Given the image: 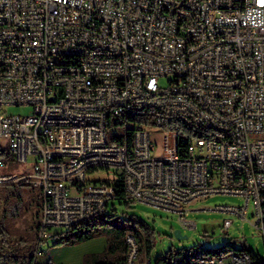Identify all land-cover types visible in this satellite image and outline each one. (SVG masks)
Listing matches in <instances>:
<instances>
[{
    "label": "built area",
    "instance_id": "built-area-1",
    "mask_svg": "<svg viewBox=\"0 0 264 264\" xmlns=\"http://www.w3.org/2000/svg\"><path fill=\"white\" fill-rule=\"evenodd\" d=\"M19 105L30 113L5 110ZM53 113L85 114L88 126L46 123ZM176 113L193 128L177 125ZM205 123H222L223 132H205ZM151 129L162 133L161 156ZM100 139L110 147L98 148ZM1 145L32 170L0 173V185H30L39 196L25 264H56L44 252L53 228L103 214L118 188L189 228L192 200L239 196L242 205L213 210L243 220L251 205L264 242V0H0ZM98 169L110 177L87 179Z\"/></svg>",
    "mask_w": 264,
    "mask_h": 264
},
{
    "label": "rangeland",
    "instance_id": "rangeland-1",
    "mask_svg": "<svg viewBox=\"0 0 264 264\" xmlns=\"http://www.w3.org/2000/svg\"><path fill=\"white\" fill-rule=\"evenodd\" d=\"M159 83L164 86L167 84L165 78H162ZM5 110L9 114L27 115L30 113V107L21 105L8 106ZM150 137L155 144L153 155L161 156L162 133L157 129H151ZM0 151L3 153L1 159L5 162V165L0 168L1 174L20 175L31 172L32 167L30 164L17 161L10 154L7 146L1 145ZM243 203V198L225 194H215L206 199L203 198L191 202L188 205L189 211L186 219L194 222V227L192 228L184 226L175 213L139 201H131L129 206H127L118 199H112L106 212H110L112 210L111 206H113L115 217L122 226L134 228L137 226L136 222L141 221L154 229L155 245L150 253V264H154L159 257L165 255L164 249L169 241H172L174 251L182 249L186 251L193 246L215 249L228 244L238 250L243 248L249 250L258 257V262L264 264V242L250 222L252 219V206L249 205L246 218L243 220L236 215L213 210V207L218 204L237 206ZM38 205V192L33 186L0 185V226L3 225L7 229L11 240L14 241L20 238L25 240L23 248L9 245L4 248L5 251L16 248L15 252H13L14 254L27 257L33 254V247L30 249L29 244H32L34 240V227L38 221L39 213ZM224 219L232 220V224L227 229L222 227ZM68 229L66 227L53 228V232L57 233V235L60 233L66 234ZM174 229H179L182 235H186V238L175 239L172 236ZM54 240L55 237L48 240L50 245L45 248L44 252H48L56 264H93L92 254H98V252L103 250L83 253L82 258L86 257L85 261L78 259V257L63 259L56 254L57 248L61 246H57L55 249V245H52ZM93 247L94 244L92 243L85 246L87 249ZM184 253L181 255L174 254L173 258L180 260L186 256ZM191 255L195 256L196 253L192 251ZM230 257L228 255L224 259L229 260ZM41 261L42 259L40 258L39 262Z\"/></svg>",
    "mask_w": 264,
    "mask_h": 264
},
{
    "label": "trees",
    "instance_id": "trees-1",
    "mask_svg": "<svg viewBox=\"0 0 264 264\" xmlns=\"http://www.w3.org/2000/svg\"><path fill=\"white\" fill-rule=\"evenodd\" d=\"M2 154L3 153H1L0 151V156ZM116 194V199L124 202L125 205L129 206L131 201L125 198L124 192L121 188L117 189ZM111 209L112 210L110 212L105 211L103 214L93 219L86 220L75 226H72L68 229L66 234H56L54 236L55 240L52 245H55V247L75 246L94 238L105 237L106 245L102 252H98V254H92L93 264H150V253L155 245L154 229L142 223L141 221H137V226L134 228L122 226L119 220L115 217L114 207L111 206ZM36 227L37 223L34 227L35 234ZM129 236L133 238L137 250L136 259L133 263L129 262L130 244L127 240ZM24 242L25 240L21 238L14 241L11 240L10 234L7 229H5L3 225L0 226V263L25 264L31 261L32 255L27 257L13 253L15 252V249L18 248V246H20V248H23L25 244ZM33 243L29 244L30 249L33 247ZM9 245L16 246V248L5 251L4 248L8 247ZM192 251L196 253L195 256L209 258H224L228 255L232 256L236 253L244 252L243 254L249 255L250 264H262L258 262V257L249 250L244 248L238 250L228 244L215 249L193 246L191 249H188L186 251L184 249L174 251L172 246V248L168 252H166L165 255L159 257L154 264L165 263L168 259L178 260L173 258L174 254L181 255L185 252L184 254L186 256H189L191 255ZM185 257L180 259V261H183ZM82 259L83 261H85L86 257Z\"/></svg>",
    "mask_w": 264,
    "mask_h": 264
},
{
    "label": "bare ground",
    "instance_id": "bare-ground-1",
    "mask_svg": "<svg viewBox=\"0 0 264 264\" xmlns=\"http://www.w3.org/2000/svg\"><path fill=\"white\" fill-rule=\"evenodd\" d=\"M177 125L184 129H192L193 121H190L183 116V113H176ZM46 123L49 124H60L61 126L68 127H86L88 126V118H86L85 114L81 113H53L46 115ZM31 130H39V123H31ZM205 132H223V124L222 123H205ZM110 147V139H100L98 141V148H106ZM106 161H115L114 153H106ZM104 177H110V170L108 169H98L97 171H89L87 172V179H99ZM212 196L211 193H203V197H199V199L207 198ZM194 199L192 202L199 200ZM97 216H91V218H83L76 222L67 223V228L75 226L83 221L93 219ZM136 250V246H135ZM238 254V253H236ZM194 258H203L200 256L189 255L186 256L183 261H180V264H193ZM170 262L168 259L165 263Z\"/></svg>",
    "mask_w": 264,
    "mask_h": 264
},
{
    "label": "crops",
    "instance_id": "crops-1",
    "mask_svg": "<svg viewBox=\"0 0 264 264\" xmlns=\"http://www.w3.org/2000/svg\"><path fill=\"white\" fill-rule=\"evenodd\" d=\"M94 244L93 248L87 249L85 246L89 244ZM106 245L105 237H98L91 239L89 241L83 242L81 244L75 245V246H61L57 248V255L60 258H71V257H78V259H82L83 253L86 252H98L104 249ZM56 249V247H55Z\"/></svg>",
    "mask_w": 264,
    "mask_h": 264
},
{
    "label": "water",
    "instance_id": "water-1",
    "mask_svg": "<svg viewBox=\"0 0 264 264\" xmlns=\"http://www.w3.org/2000/svg\"><path fill=\"white\" fill-rule=\"evenodd\" d=\"M172 236L175 239H183L186 238V235H182L179 229H174L172 231ZM173 244L172 241H169L166 245V248L164 249V253L168 252L172 248Z\"/></svg>",
    "mask_w": 264,
    "mask_h": 264
}]
</instances>
